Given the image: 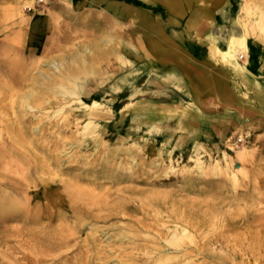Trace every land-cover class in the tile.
<instances>
[{
  "label": "rangeland",
  "instance_id": "1",
  "mask_svg": "<svg viewBox=\"0 0 264 264\" xmlns=\"http://www.w3.org/2000/svg\"><path fill=\"white\" fill-rule=\"evenodd\" d=\"M63 2L72 10L46 55L0 51V264H264V114L248 111V121L237 123L244 112L238 100L222 104L215 91L185 98L173 84L158 82L165 81L161 58L147 56L137 43L140 34L145 43H165L184 64L197 63L202 84L220 72L224 86L255 99L248 88L243 93L242 77L211 54L210 23L218 29L228 24L219 16L177 18L159 6L143 7L146 18L105 24L106 0H82L76 10L73 0ZM256 2L264 0H250L245 20L259 19ZM140 21L151 29L137 32ZM122 39L139 50L133 65L115 57ZM85 47L92 50L87 60L105 67L108 81L99 94L112 101L102 105L107 117L98 138L100 131L86 134L85 119L56 113L64 101L46 76L58 82L48 63L69 60ZM247 60L242 54L240 62ZM146 64L149 74L135 81L134 97L132 86L111 91L115 80ZM149 104L158 108L151 122L134 108ZM197 155L199 166L192 159Z\"/></svg>",
  "mask_w": 264,
  "mask_h": 264
},
{
  "label": "bare ground",
  "instance_id": "2",
  "mask_svg": "<svg viewBox=\"0 0 264 264\" xmlns=\"http://www.w3.org/2000/svg\"><path fill=\"white\" fill-rule=\"evenodd\" d=\"M200 1L201 0H106L105 4L102 5L103 10L106 12V14L103 16V22H105V24H110L115 21L116 24L121 25L123 22L129 20L132 17L134 19H138L141 16L145 17L144 15L147 14L148 11L143 7L150 9L153 6H159L160 9H170V11L175 14L177 18L187 16L188 14H199L201 15V18L209 21L214 16H219V18L228 25L226 27H220V29H218L216 28L215 24L213 25L212 23H210V25L213 27H211L212 30L208 34V40L211 43V54L214 57L216 56V58L220 57L223 62L229 64L231 68H233V70L236 72V74L241 76L244 79L243 81L254 88L257 92L254 96L255 99L251 101L248 100L247 102L246 100L240 99V102L244 101L246 105L245 107L247 109L251 108L250 111H252L255 105H264V56L260 54L259 50V48L264 45V2H256V9L257 12L260 13V16L258 20H256L255 22H251L243 18V13H250V0H213L212 4L206 7L200 6ZM198 3L199 5L197 6ZM132 12H136V14L131 16ZM146 16L149 17L148 15ZM117 20L119 22H117ZM135 25L137 32H144L151 29V25L145 21H140ZM137 37V43H140L139 46L141 45L140 47L142 49H145V51L147 52L146 55L152 56L154 52L153 41L148 40L145 43V40L141 39V34ZM106 42L113 43L114 37L112 36L111 39ZM119 44L121 45V51L117 49L114 51L117 61H121L124 66L128 64L133 65L134 59L132 58V56L134 53H136L135 50L139 52L138 48L134 46V44L130 40L127 39H122ZM91 51V49L86 48V52H79L78 54L73 55L69 60L50 61L48 63L49 66L53 68L55 72L60 74L58 82L54 80L50 75H45L55 83V86L53 85L51 87V89L55 91V96L62 98V101H64H59L61 102L62 107L60 108V110H57L56 113L67 111V117L71 116L74 120L85 119V121H87L85 125L86 134H90L95 137L96 135L94 134L100 131L102 121L105 119V116L107 117V112H105V110L102 108V105H111L112 101H107L106 103L100 97L101 94L99 93H101V87L108 81V78L105 77V75L102 73L103 70H105V67L98 68L93 63H90L87 60L85 54L90 53ZM122 51H124L125 53ZM242 54L248 56V60L244 65L240 62ZM72 60L76 62L75 67L70 66V68L68 67L67 71L65 69V64L71 63ZM147 72L149 74V68L147 64L140 66L129 73L125 72V75L121 76L112 83L111 91H118L122 87L132 86V96L134 97L138 91L134 88L135 81ZM13 77L14 79H16V76ZM165 81L172 82L180 89L186 87L182 76L176 73L171 75V77L169 79H166ZM210 86V82L208 81L204 84V87H201V89L208 90L210 89ZM28 97L29 96L27 95L26 102L30 106V108H33L34 106L30 104V102L28 101ZM72 101L77 102L75 104H69ZM48 102L52 103L51 99H49ZM134 108L137 117L142 115L143 112L145 114L147 113L148 119H146L148 120V122H151L152 119L155 118L156 115L154 114L158 109L156 107H153L152 104L143 107L134 106ZM45 112L43 111V113ZM166 113L169 114L170 112L165 109V111H163V114L167 115ZM194 113L198 114L196 112ZM244 113L245 112H243V114L242 112H239V114H237V123H246L248 121L249 118L244 116ZM171 114L177 115L180 113L173 112ZM199 114L198 116L201 119L202 115ZM181 121L183 125H185L187 120L185 121V119L181 118ZM218 130L220 131V129ZM128 135L129 137H127V139H134L133 133H129ZM98 136H101V131L99 134H97L96 137L98 138ZM84 143H86V140L84 141ZM199 149L200 147L198 146L197 151ZM165 153L167 152L162 151V154ZM197 156V158L193 157L192 159H195L197 161V165L199 166L201 165L202 161L201 157L199 155ZM11 207L14 208L13 205H11ZM249 223L251 226H253L254 221H251ZM260 258L264 262V255Z\"/></svg>",
  "mask_w": 264,
  "mask_h": 264
},
{
  "label": "crops",
  "instance_id": "3",
  "mask_svg": "<svg viewBox=\"0 0 264 264\" xmlns=\"http://www.w3.org/2000/svg\"><path fill=\"white\" fill-rule=\"evenodd\" d=\"M73 1L75 10L77 8L79 9L82 0ZM24 7H28V9H25V17L22 18L19 16V13ZM71 10L72 9L69 6L64 4L63 0H46L43 4H37L36 0H0V51L2 53L4 52V54H8L12 51L20 50L21 52L24 51L28 56L33 55L36 57L46 55L52 49L53 39H55L60 30L63 18L65 19V17H68ZM175 45L176 44H172L173 47L171 48L175 49ZM167 49L165 43L153 42V56L161 58V65H163V69H165L164 74L161 77L163 80H166L175 73L181 75L186 87L183 89L179 88V90L183 92L185 98H195L196 100V98L201 95L202 91H215L222 104L227 103V101L233 103V100H238V106L241 107L245 113L248 111H259V113L264 114L263 104L258 105L259 108H255L257 106L255 105L252 111H250L251 108L247 109L244 101L240 102V99L248 102V100H253L252 96H250L251 98H246L244 95L239 97L236 94L238 91L235 85L227 83V87L224 86L225 80L223 79V76L220 75V72L219 75L217 74L210 79H206L204 84L209 81L211 85L210 89L202 90L201 87H204V84L200 82V76L195 72L198 71L199 68L197 63L191 61L184 64V58L182 59L177 53L173 54V52H168ZM259 50L260 54L264 56V45L260 47ZM172 62L177 63L180 66V69L174 65L170 68ZM243 80L244 79L242 78L241 85L243 93L245 92V89L248 88L249 91H253L255 96L257 93L255 89ZM158 82L165 83L166 81L159 79ZM214 82H219V87L214 85ZM168 83L170 85L173 84L172 82ZM232 91L234 93L231 95L230 92ZM235 103L237 102H234V105H236ZM230 111L234 112L235 110L231 109Z\"/></svg>",
  "mask_w": 264,
  "mask_h": 264
},
{
  "label": "water",
  "instance_id": "4",
  "mask_svg": "<svg viewBox=\"0 0 264 264\" xmlns=\"http://www.w3.org/2000/svg\"><path fill=\"white\" fill-rule=\"evenodd\" d=\"M236 167H240V164H237Z\"/></svg>",
  "mask_w": 264,
  "mask_h": 264
}]
</instances>
